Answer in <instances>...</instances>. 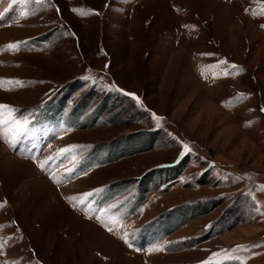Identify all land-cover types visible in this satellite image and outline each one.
Masks as SVG:
<instances>
[{"label": "rangeland", "instance_id": "obj_1", "mask_svg": "<svg viewBox=\"0 0 264 264\" xmlns=\"http://www.w3.org/2000/svg\"><path fill=\"white\" fill-rule=\"evenodd\" d=\"M262 12L0 0V264H264Z\"/></svg>", "mask_w": 264, "mask_h": 264}, {"label": "snow or ice", "instance_id": "obj_2", "mask_svg": "<svg viewBox=\"0 0 264 264\" xmlns=\"http://www.w3.org/2000/svg\"><path fill=\"white\" fill-rule=\"evenodd\" d=\"M17 2H18V0H13V3H17ZM24 2H26V0H24ZM44 2H45V0H35L36 4H43ZM261 14H264V12H262ZM19 47H20L19 44H9L6 46V48L11 49V50H19ZM222 63H226V61L222 62ZM232 67L235 68L236 66L233 65ZM84 79H89V78L84 77ZM0 83H2V82H0ZM14 83L19 84L20 82L16 81ZM125 94L128 95L127 93H125ZM132 98L135 99L138 104L140 103L139 99L137 97H135L134 95ZM16 111H17L16 109H13L8 105H0V128H7V130H8L7 134L11 136V139L8 142L12 146H15V144L18 143L20 141V139L24 135H26L29 131L28 121L17 119L14 115ZM153 118L157 119V120L160 119L159 117H156L155 114H153ZM74 151L75 150L72 148L61 149L60 154L64 155V154L71 153ZM41 167H43V165H41ZM88 195H91V194H86L85 199L82 200L81 203L86 202ZM2 206L3 205H0V207H2ZM109 231H111V229H109ZM225 255H226V253H225ZM208 264H220V261H209Z\"/></svg>", "mask_w": 264, "mask_h": 264}]
</instances>
